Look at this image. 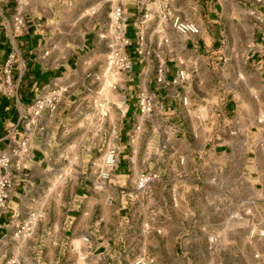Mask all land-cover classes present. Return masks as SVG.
Masks as SVG:
<instances>
[{
    "label": "crops",
    "instance_id": "crops-1",
    "mask_svg": "<svg viewBox=\"0 0 264 264\" xmlns=\"http://www.w3.org/2000/svg\"><path fill=\"white\" fill-rule=\"evenodd\" d=\"M230 1L228 13L226 0H193L194 13L184 19L194 22L201 34L159 42L163 53L152 55L146 44L139 47L135 32L144 1L125 0L130 45L124 53L130 69L109 124L115 167L100 187L83 180L64 184L58 192L52 181L61 143L69 127H75L72 118L79 110V84L72 77L92 54L89 46L99 42L90 33L77 32L80 20H65L57 0H0V68L10 54L17 59L12 69L16 95L0 94V155L20 139L25 110L37 93L54 83L68 88L56 111H44L37 119L29 153L20 161L18 176L23 180L11 189L0 215V264L8 259L17 264H108L116 253L109 230L115 218L124 222L133 207L129 192L138 180L137 160L155 155L137 150L140 137L153 134L157 119L169 130L171 141L186 145L185 150L163 152L165 156L182 159L178 166L183 169L206 167L219 176L233 172L258 196L251 203L264 213V0H243V9L237 0ZM65 3L67 13L75 14V3ZM16 12L21 14L20 28L14 22ZM83 17L90 25L92 18ZM179 70L187 74L183 84L175 83ZM143 96L151 105L148 115L140 113ZM79 111L80 117L84 111ZM34 214L38 220L30 236L16 240V229Z\"/></svg>",
    "mask_w": 264,
    "mask_h": 264
},
{
    "label": "rangeland",
    "instance_id": "rangeland-1",
    "mask_svg": "<svg viewBox=\"0 0 264 264\" xmlns=\"http://www.w3.org/2000/svg\"><path fill=\"white\" fill-rule=\"evenodd\" d=\"M58 1L56 8L64 12L63 18L77 17L80 20L77 32L90 33L94 42H99V46H89L92 54L82 60L72 77L79 84L76 109L84 112L79 117L77 111L72 118L76 120L75 127L70 126L63 136L60 164L52 181V188L61 192L64 184L69 187L83 180L96 182L100 187L109 174L105 160L114 142V130L109 124L114 120L112 109L120 105L117 98L121 97L128 71L121 60L126 58L124 49L129 45L120 46L111 21L113 9L119 5L124 9L125 0ZM65 1L75 3V14L67 13ZM143 1L135 24L137 42L139 47L146 44L152 55H161L159 42H181L186 37L177 34L171 22L175 18L187 21L184 16L194 13L193 0ZM226 2L229 13L232 3ZM237 2L243 9V0ZM82 15L92 18L90 25ZM153 21L156 25L149 28ZM131 35L129 21L128 37ZM157 121L153 134L144 133L137 146L141 153L155 152L151 158L137 160L138 179L141 175H156V178L143 187H139L137 180L135 189L129 192L133 207L124 222L115 218V225L109 230L116 253L106 262L264 264V229L260 228L264 213L251 203L258 196L245 189L242 179L233 172L219 176L206 167L204 171L193 165L180 168L182 159H170L163 152L185 150L186 145L171 141L169 130L162 120ZM31 220L32 232L38 215L34 214Z\"/></svg>",
    "mask_w": 264,
    "mask_h": 264
},
{
    "label": "built area",
    "instance_id": "built-area-1",
    "mask_svg": "<svg viewBox=\"0 0 264 264\" xmlns=\"http://www.w3.org/2000/svg\"><path fill=\"white\" fill-rule=\"evenodd\" d=\"M111 21L113 23V27L115 28L116 39L117 41H120V46L125 47L126 45H130V42H128L129 39L125 38L126 14L125 9H123L122 6L119 5L113 9ZM14 22L17 28H20L23 25L21 14L19 12H16ZM171 24L173 30L179 35L192 37L199 36L201 34L199 27L193 22L182 21L179 18H175L172 20ZM121 61H125V68L129 70V61L126 58ZM16 62V56L12 53L8 56L3 66L0 68V94L7 98H13L16 95L17 85L12 80V69ZM186 80V72L184 70H179L175 83L183 84ZM67 92L68 88L66 86L60 83H54L46 86L43 91L37 93L32 104H30L25 110L26 122L20 139L13 141L8 149L0 155V215L7 209V202L11 189L17 182L23 180L22 177L18 176V172L21 171L22 167L20 161L26 158L29 153L31 135L37 119L44 111L54 113ZM183 104H185V100H183ZM139 109L141 114L146 115L151 112V105L148 98L141 97L139 99ZM108 154L109 160H105V164L111 170L116 164V151L112 149ZM155 178L156 175H141L140 179H138L139 187H143ZM141 184L143 185L141 186ZM32 218L33 215H31L16 229L13 235L15 239H25L27 237L33 227ZM262 236H264V234H262ZM6 264H17V262L13 259H8Z\"/></svg>",
    "mask_w": 264,
    "mask_h": 264
},
{
    "label": "bare ground",
    "instance_id": "bare-ground-1",
    "mask_svg": "<svg viewBox=\"0 0 264 264\" xmlns=\"http://www.w3.org/2000/svg\"><path fill=\"white\" fill-rule=\"evenodd\" d=\"M108 155H109V154H108ZM108 155H107V159L109 160V158H108L109 156H108ZM107 159H106V160H107ZM106 178H108V175L106 176ZM142 185H143V184H141V186H142Z\"/></svg>",
    "mask_w": 264,
    "mask_h": 264
}]
</instances>
